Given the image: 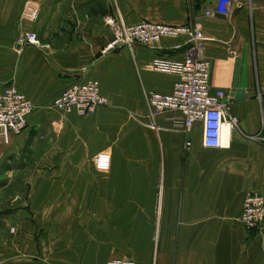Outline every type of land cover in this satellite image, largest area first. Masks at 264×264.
Returning <instances> with one entry per match:
<instances>
[{"label": "crops", "instance_id": "1", "mask_svg": "<svg viewBox=\"0 0 264 264\" xmlns=\"http://www.w3.org/2000/svg\"><path fill=\"white\" fill-rule=\"evenodd\" d=\"M217 1L0 0V90L14 85L33 105L24 133L0 144V179L10 157L33 170L0 212V264H264V226L239 223L245 197L264 194V0H231L228 17H206ZM111 16L201 30L210 86L228 94L238 122L227 148H204L200 123L179 131L175 112L148 116L146 95L176 80L150 62L184 60L186 39L103 54ZM88 79L105 107L44 111Z\"/></svg>", "mask_w": 264, "mask_h": 264}, {"label": "built area", "instance_id": "2", "mask_svg": "<svg viewBox=\"0 0 264 264\" xmlns=\"http://www.w3.org/2000/svg\"><path fill=\"white\" fill-rule=\"evenodd\" d=\"M232 1L218 0L214 8L205 11L206 17L231 14ZM106 26L111 31L112 39L103 54L123 48L131 49L139 45L155 49L163 39H186L185 53L187 58L176 60L155 57L151 60L152 71L176 78L169 93L150 92L146 95L148 116L162 117L168 112H175L176 128L188 134L195 123L202 126V146L207 149H225L223 129L228 136L237 128V119L230 114L229 96L222 89L210 86V65L203 57L201 30L197 26L168 25L143 21L127 25L119 17H108ZM32 44H37L33 39ZM24 44L19 40L18 45ZM264 94V87L262 89ZM107 99L101 95L99 83L88 79L68 85L57 96L49 108L62 115L76 113L80 117L91 115L96 109L105 107ZM33 113V105L14 85L0 90V144L8 145L10 137L20 136L28 127V119ZM154 127L153 123L150 124ZM189 143H186V147ZM240 225L248 232L261 230L264 226V194L250 193L243 201ZM106 264H136L128 258L112 259Z\"/></svg>", "mask_w": 264, "mask_h": 264}, {"label": "rangeland", "instance_id": "3", "mask_svg": "<svg viewBox=\"0 0 264 264\" xmlns=\"http://www.w3.org/2000/svg\"><path fill=\"white\" fill-rule=\"evenodd\" d=\"M51 107V105L49 106V104H47V106L44 107V111L46 113H50V112H53L52 110H50L49 108ZM53 136L55 137V135L53 134ZM53 137V139H55ZM32 153V152H31ZM29 154L26 156L25 159L27 160H37L38 157H40L39 153H32V154ZM24 156V155H22ZM15 157H10L9 159V163H5V165L2 167L1 169V173L3 174V179H0L2 181L0 182H4V183H7L9 182L10 183V186L6 189H4L3 193L1 192L0 193V212L1 210H4L5 209V201H7L8 197H11L13 196L16 192H18V189L20 191H23L26 190V185L24 184V179H25V175L29 174V172L33 171L32 169H28V170H25L24 173L21 171L22 169L21 168V165H22V160L24 159H20V163L17 164L16 163V159H14ZM17 172H20L22 174H17ZM8 173V175H7ZM10 173H13V174H10ZM3 203V204H2ZM126 258V257H124Z\"/></svg>", "mask_w": 264, "mask_h": 264}, {"label": "bare ground", "instance_id": "4", "mask_svg": "<svg viewBox=\"0 0 264 264\" xmlns=\"http://www.w3.org/2000/svg\"><path fill=\"white\" fill-rule=\"evenodd\" d=\"M222 133H223V140H224V142H227L228 130H227L226 127L223 129V132Z\"/></svg>", "mask_w": 264, "mask_h": 264}]
</instances>
